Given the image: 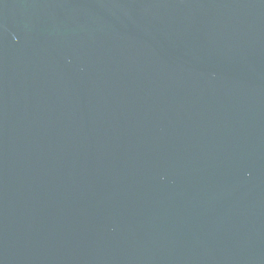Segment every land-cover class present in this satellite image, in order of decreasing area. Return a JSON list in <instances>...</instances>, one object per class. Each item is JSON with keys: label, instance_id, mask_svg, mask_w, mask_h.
<instances>
[{"label": "water", "instance_id": "water-1", "mask_svg": "<svg viewBox=\"0 0 264 264\" xmlns=\"http://www.w3.org/2000/svg\"><path fill=\"white\" fill-rule=\"evenodd\" d=\"M0 264H264V0H0Z\"/></svg>", "mask_w": 264, "mask_h": 264}]
</instances>
